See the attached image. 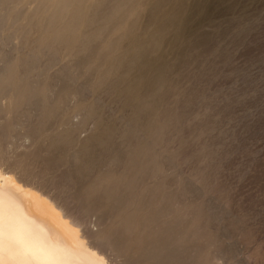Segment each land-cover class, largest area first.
<instances>
[{"label": "rangeland", "instance_id": "1", "mask_svg": "<svg viewBox=\"0 0 264 264\" xmlns=\"http://www.w3.org/2000/svg\"><path fill=\"white\" fill-rule=\"evenodd\" d=\"M71 1L0 0V167L109 264H264V0H180L159 72L114 64L152 0H78L76 22ZM61 22L73 47L39 46Z\"/></svg>", "mask_w": 264, "mask_h": 264}, {"label": "bare ground", "instance_id": "2", "mask_svg": "<svg viewBox=\"0 0 264 264\" xmlns=\"http://www.w3.org/2000/svg\"><path fill=\"white\" fill-rule=\"evenodd\" d=\"M175 1L168 10L163 9L166 0L146 2L145 9L148 11L149 21L156 25L154 33L145 38L134 31L130 36L129 48L114 64L128 66L142 58L144 68H154L157 72L160 68H165L156 64L155 58H150L149 54L159 47L164 31L180 17V0ZM71 2L73 6L67 11V18L73 22L88 21V16L80 9L79 1ZM159 9L161 10L158 11ZM61 23L54 28L51 24L43 28L36 38L37 44L53 48L64 43L66 48L71 49L76 38L69 35L70 27L68 28L67 22ZM110 73L106 70L100 76ZM8 75V82L17 83L9 72ZM35 95L42 99L46 95L45 88L37 89ZM91 111L92 109L90 115H93ZM67 137L64 133L60 139L66 140ZM90 141L99 144L105 140L101 135L94 134ZM85 153L86 148L76 154L75 164L78 168L87 165V161L81 162L79 158ZM49 195L24 182L14 172L0 167V264H109L102 251L95 247L97 242L93 246L91 241H88L87 236L91 234L87 232L89 235L86 236L80 229L78 218L81 221L82 218L78 217L76 220L73 215L70 216L67 210L62 208L63 205Z\"/></svg>", "mask_w": 264, "mask_h": 264}]
</instances>
